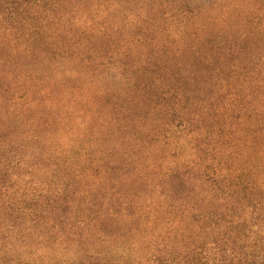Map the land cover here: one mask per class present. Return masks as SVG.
<instances>
[{
  "label": "trees",
  "instance_id": "1",
  "mask_svg": "<svg viewBox=\"0 0 264 264\" xmlns=\"http://www.w3.org/2000/svg\"><path fill=\"white\" fill-rule=\"evenodd\" d=\"M0 264H264V0H0Z\"/></svg>",
  "mask_w": 264,
  "mask_h": 264
},
{
  "label": "rangeland",
  "instance_id": "2",
  "mask_svg": "<svg viewBox=\"0 0 264 264\" xmlns=\"http://www.w3.org/2000/svg\"><path fill=\"white\" fill-rule=\"evenodd\" d=\"M123 14L132 16L131 14H137V12L131 10L130 12H128V13H127V12H124ZM11 71H13V69H9V72H11ZM19 71H20V70H18V69L14 70V72H12L11 75H14V76H15V75H18V74H19ZM10 77H11V76H10ZM10 77H9V78H10ZM2 184H3V183H2Z\"/></svg>",
  "mask_w": 264,
  "mask_h": 264
}]
</instances>
